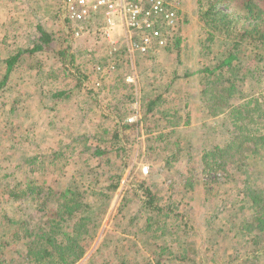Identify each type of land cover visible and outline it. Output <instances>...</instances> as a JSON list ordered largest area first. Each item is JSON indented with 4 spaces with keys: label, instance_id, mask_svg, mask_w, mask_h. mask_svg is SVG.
<instances>
[{
    "label": "rangeland",
    "instance_id": "374dc122",
    "mask_svg": "<svg viewBox=\"0 0 264 264\" xmlns=\"http://www.w3.org/2000/svg\"><path fill=\"white\" fill-rule=\"evenodd\" d=\"M59 1L0 0L1 71L4 58L35 41L37 25L53 35L48 50L21 56L8 80L10 90L0 92L6 94L0 105V217L7 212L15 221L30 216L34 225L41 224L54 198L76 185L86 190L85 201L96 199L102 215L93 210L92 235L81 240L85 253L75 264H222L227 253L237 254L238 260L254 246L247 244L250 237L228 233L253 212L240 194L246 179L206 184L204 175L195 172L203 151L223 145L232 126L227 114L209 116L201 92L217 77L204 69L230 47L222 38L207 40L201 14L209 0H180V15L170 31L173 48L135 56L133 64L113 51L114 43L74 32L72 24L59 18ZM242 1L228 0L234 8ZM161 27L168 30L162 17ZM249 50L253 52L250 46L240 48ZM244 62L252 64L253 58ZM258 66L259 82L251 87L248 77L237 102L258 97L264 109V66ZM58 91L63 95L55 96ZM155 96L160 98L148 111ZM11 102L15 109L9 117ZM168 119L180 124L172 126ZM125 123L136 126L123 129ZM256 156L257 171L245 167L251 173L246 182L264 194V150ZM113 180L117 186L108 189ZM26 182L40 188L39 194L9 197L11 188L18 195ZM141 186L151 188L162 212L170 202L183 217L147 227L146 218L161 211L142 203L147 197ZM47 188L56 191L53 199L44 194ZM5 225L0 223V264L11 256L16 260L10 264H23L17 263L21 257L7 230L10 223ZM218 226L223 229L216 232ZM256 256L235 259V264H264V255Z\"/></svg>",
    "mask_w": 264,
    "mask_h": 264
},
{
    "label": "trees",
    "instance_id": "16d2710c",
    "mask_svg": "<svg viewBox=\"0 0 264 264\" xmlns=\"http://www.w3.org/2000/svg\"><path fill=\"white\" fill-rule=\"evenodd\" d=\"M224 1L228 2V0H209L208 6L201 14V18L204 19V23L208 27L207 40L213 42L217 38H222L226 45L230 44L223 57L219 58L215 54L214 64L204 69L209 74L208 76H213L217 72V77L208 81L201 89L202 94L205 96L203 102L208 109L209 116L216 117L220 113H224L227 114L228 118H231L230 122H232L230 124L232 126L228 130L230 134L225 139L224 144H216L204 150L199 163L197 162L195 172H201L204 175L206 184L224 182V180L234 182L235 179L239 181V178L249 180L251 173L247 169L250 166L251 172L256 173V155L264 150V109L261 107L262 102L259 101L258 97H249L246 100L237 102L238 99H242L244 96L241 89L242 84L250 77V80L247 81L249 86H255L259 82L260 72L262 71L258 63L262 62L264 66V0L260 2L243 0L240 5H237V8L230 6L229 2L223 4ZM67 24L69 25V23ZM36 31L39 35L36 36L34 42H31L30 47L20 48L15 54H10L2 60L6 65L2 71L0 69V92L6 87L7 91L10 90V87L7 86L8 80L12 70L20 66L21 63L18 60L21 56L28 55L32 57L37 51L48 50V43L53 35L45 31L40 25H37ZM179 42L180 38H177L175 48L178 47ZM244 45L250 46L253 52L250 50L247 53L240 52L241 46ZM173 46L172 43H168L164 48L171 50ZM240 53H242L241 56ZM249 57L253 58L252 64L244 62V59ZM63 93L62 91L55 92V96H61ZM4 95L6 96L3 91V94L0 95V105L2 106L4 104L1 103V100L5 97ZM159 98L160 96H155L148 101V105H146L148 111H152ZM14 102H11L8 111L9 117L12 116L10 112L15 109ZM167 121L170 123L171 119ZM184 123L188 124L189 120H185ZM179 124L180 122L177 121L176 123L171 122L172 126ZM131 126L136 125L125 123L123 129L131 128ZM119 134L121 133L116 128L113 134L114 137L118 139ZM160 136L162 137L163 134ZM161 139H164V137ZM95 152L103 153L104 151L97 149ZM179 152L177 153L180 155ZM260 158L262 157L260 156L258 159ZM169 162L172 161L168 159L167 163ZM109 179L112 180L113 178ZM246 180L241 182L240 194L244 202L253 209V212L248 216H244L240 224H234L228 233H234L233 238L237 236L250 237L252 240L247 244L251 242L255 246L261 243L262 246L245 249L238 260L236 259L237 254L227 253L222 264H235L236 260L239 261L243 257L245 259V256L252 257L253 255L256 259L258 258L256 255H259L260 252L264 255V194L262 189L248 187L249 183ZM24 185L25 188L20 190L18 195L14 192L15 189L11 188L8 192L9 197L19 198V196H30L34 193L39 194L40 188L36 190V187H30V182H26ZM116 186L117 183H114L113 180L107 188L114 189ZM141 188L144 191L143 194L147 197L146 199L141 198L142 203L158 210V212L161 211L155 217L149 216L146 218L147 227L152 223L167 224L168 222H164V219L168 217L175 219L178 216L183 217L181 213L173 211L170 202L165 205L166 211L162 212L164 207L154 205V195L151 188L149 186H141ZM2 190L5 189L2 188ZM85 192L86 190L76 185L73 187L67 186L54 198L57 194L56 191L47 188V192L44 193L47 199L54 198L56 202L41 224L34 225L29 215V218L25 216L22 220L18 218V221L11 218L7 212L1 215L0 223H6L4 229L7 223H10L7 230L10 232L15 245H18L16 252L18 251L20 254L21 260H18L17 263L22 261L23 264H75L83 257L85 246L81 240L92 235L93 228L90 227V223L93 222V210L97 208L99 215H102L96 199L90 202L84 200ZM99 195L102 198L106 197L105 193ZM240 209L242 210L244 207H240ZM169 225L174 224L170 222ZM222 229V226H218L216 232ZM1 237L4 239L6 236ZM3 239L1 242L6 245L8 242ZM232 247L236 248V245L233 244ZM5 256L2 255L3 258ZM14 260H16V257H6L2 263L10 264ZM237 264L241 263L237 262Z\"/></svg>",
    "mask_w": 264,
    "mask_h": 264
},
{
    "label": "built area",
    "instance_id": "2783aa9c",
    "mask_svg": "<svg viewBox=\"0 0 264 264\" xmlns=\"http://www.w3.org/2000/svg\"><path fill=\"white\" fill-rule=\"evenodd\" d=\"M179 4L180 0H60L59 18L72 24L77 34L92 33L114 43L113 51L124 53L133 64L135 56L170 43ZM161 17L168 30L161 27Z\"/></svg>",
    "mask_w": 264,
    "mask_h": 264
},
{
    "label": "crops",
    "instance_id": "0c3cea01",
    "mask_svg": "<svg viewBox=\"0 0 264 264\" xmlns=\"http://www.w3.org/2000/svg\"><path fill=\"white\" fill-rule=\"evenodd\" d=\"M116 37H118V36H116Z\"/></svg>",
    "mask_w": 264,
    "mask_h": 264
}]
</instances>
